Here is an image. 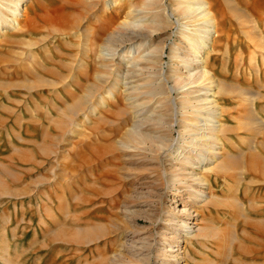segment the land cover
I'll use <instances>...</instances> for the list:
<instances>
[{
	"label": "rangeland",
	"instance_id": "obj_1",
	"mask_svg": "<svg viewBox=\"0 0 264 264\" xmlns=\"http://www.w3.org/2000/svg\"><path fill=\"white\" fill-rule=\"evenodd\" d=\"M14 1L15 12L0 24V264H167L164 255L171 254L165 251L175 249V264L212 260L264 264V135L245 122L251 107L255 118L264 119L259 110L264 96L258 101L252 96L264 95V49L248 24L241 22L246 17L263 39L264 0H232L236 6L232 13L222 0H212L219 27L203 59L215 80L238 85L250 94L242 95L241 101L232 94L214 98L229 126L237 124L233 118L242 121L239 132L227 134L233 145L225 142L232 156H242L241 166L239 171L229 170L226 179L220 169L208 174L214 181L210 192L201 188L207 195L201 198L213 200L207 206L196 201L200 203L197 222L213 231L208 240L187 241L182 224L192 221L177 213L186 208L190 192H166L162 176H151L155 164L140 161L116 144L124 125L130 123L125 114L130 101L118 97L115 105L109 103L111 107L96 106L101 96L107 102L108 84L102 83L96 96L86 99L87 87L97 82V75L109 79L100 69L86 68L87 59L79 48L84 36L99 39L105 21L131 20L126 15L129 7L136 10L142 0H116L115 8V0ZM168 28L155 43L164 39L168 45L175 41L185 47L187 40L178 39ZM125 46L136 51L134 42ZM164 52L163 64L169 62V49ZM235 67L239 68L235 71ZM86 105H92L95 113H86L88 119L69 136L72 121L83 119ZM86 197L103 207L102 220L81 218ZM85 223L104 224L103 229L108 228L104 231L111 234L87 246L67 242L68 234L76 236ZM138 228L145 229L142 237L152 245L150 261L144 259L146 252L137 255L138 250H133L141 237L133 234ZM174 237L176 244L171 243Z\"/></svg>",
	"mask_w": 264,
	"mask_h": 264
},
{
	"label": "bare ground",
	"instance_id": "obj_2",
	"mask_svg": "<svg viewBox=\"0 0 264 264\" xmlns=\"http://www.w3.org/2000/svg\"><path fill=\"white\" fill-rule=\"evenodd\" d=\"M222 1L227 6L229 13L236 9L232 0ZM13 2L15 1L0 0V24L9 18L10 13L15 12L12 8ZM141 4V7L136 10L129 7L130 12L126 15L133 17L131 20L128 19L120 23L103 21L105 25H102L101 31H98V34H101V37L97 35L99 39L95 40V35L84 36L79 48L82 56L87 59L85 60L86 68L91 65L95 71L100 69L108 75L109 79L108 82L105 81L104 75H97V82L87 87L86 99L94 96L99 88L101 89L102 83L103 85L108 84V89L105 92L107 102L105 103L101 96L96 106L111 107L112 105L110 106L109 103L115 105L118 97L125 99L126 102L130 101V104L125 106V114L130 123L124 125L126 127L116 144L121 150L131 151L133 157H138L140 161L155 164L153 167L159 168L160 172L154 169L151 176L156 178L162 176L161 179L164 183L162 186L166 192L176 191L183 194L190 192V201L185 205L186 208L178 209L177 213V216L186 215L188 218H192L187 219L192 222L182 224L183 228L187 230L184 241L189 239L206 240L213 230L211 231L206 225L198 224L197 217L200 215L196 208L200 207V203L198 204L196 201H201L203 206H207L212 204L213 197L209 196L208 200L202 199L201 196L205 192L201 188L205 187L210 192V182L214 180L208 174L213 173L215 169L223 171L221 174L223 179H226L225 175L229 170L239 171L240 158L242 157L232 156L226 146L227 142L230 146L233 145L227 134L241 129L242 121H239V117L236 119L231 117L236 120L237 124L229 126L226 123L227 119L223 118L224 109H220L214 98L218 95L232 94L234 100L241 101L242 95L249 97L250 93L238 85L231 86L232 84L228 85L224 81L215 80L203 59L202 54L214 41L213 38H215L219 27V19H217L212 0H142ZM118 5L119 1L113 2L114 8ZM240 16L242 17V15ZM241 22L248 24L252 29L251 35L256 39L255 42L258 41L260 47L264 49V38L257 37L259 34L257 35L253 27L250 26V21L245 17V20H241ZM241 22L239 21V23ZM168 27L174 29L173 34L178 39L187 40L185 47H181V44L175 41L168 45L165 43L167 40L164 39L155 43V38H159V33ZM129 42L136 44V51L132 52L131 47H129L130 49L126 48L125 45ZM165 48L169 49V62L163 64ZM126 49H129L127 57L125 56ZM238 68L235 67V71ZM225 70L223 69V72L226 73ZM237 76L235 73V78ZM252 96L254 99L257 96L258 101L264 95L259 92L255 95L253 93ZM84 101V105L88 103L87 100ZM106 104H108L107 107ZM88 107L86 105L84 109L83 119L76 118L72 121L73 128L68 131V135L88 119L86 113L95 110L92 105ZM263 108L260 106V109L257 108V110L259 109L264 114ZM249 113L250 117L247 118V121L244 120L246 126L250 127L252 131H256L257 134L264 135V119L255 118L252 107ZM66 140V138L62 139L63 142ZM262 140L264 141V139ZM249 148L252 150L254 147L251 145ZM166 165H169L168 169H165ZM261 171L264 172V169ZM209 192L208 194H210ZM110 201L112 202L113 199ZM81 205V218L88 219L87 222L103 219H99V213L103 207H99L100 204L97 205L94 199L86 197ZM67 214L68 211L65 216ZM115 219L117 218L115 217ZM99 225L98 227H93V225L91 227L89 223L86 226L83 225L86 228L79 229L76 236L68 234L66 241L87 246L93 242L107 240L106 237L111 233H108V230L104 231L107 228L105 226L103 229L104 224L101 227ZM235 227L238 228V224ZM111 228L115 230V226L112 225ZM144 230L141 228L134 230L133 234L141 237L136 240L137 242L134 241L138 248L133 246V250H138L135 251L137 255L146 252L144 259L147 258L150 261L153 258L151 256L152 245L145 242V236L142 237ZM171 240H174L171 242L172 244L179 242L175 237ZM177 246L168 247L170 249ZM165 252H169L171 255H164V262H168L167 264L178 263L177 256L172 255L178 250ZM157 256L156 254L155 257ZM205 262L206 264L216 263L213 260Z\"/></svg>",
	"mask_w": 264,
	"mask_h": 264
}]
</instances>
